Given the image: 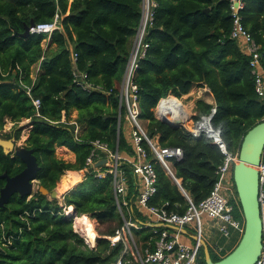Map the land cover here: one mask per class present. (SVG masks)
<instances>
[{
	"label": "trees",
	"instance_id": "obj_1",
	"mask_svg": "<svg viewBox=\"0 0 264 264\" xmlns=\"http://www.w3.org/2000/svg\"><path fill=\"white\" fill-rule=\"evenodd\" d=\"M150 1L155 10L149 26L152 30L148 28L144 38L149 46L138 61L134 81L148 136L158 138L163 147L182 148L183 157L170 159L171 175L144 141L158 174V189L148 205L168 213H184L191 201L199 204L210 194L225 155L211 138L195 137L184 126L173 127L158 119L154 109L159 101L170 94L183 97L195 86L206 85L218 105L213 126L222 129L228 149L239 153L247 132L264 119V97L256 92L249 55L239 41L231 38L229 0ZM245 2L243 22L261 46L264 65V0ZM143 3L144 0H0V137L20 139L23 128L18 124L30 120L26 146L34 149L41 166L40 185L50 191L67 171L86 167L96 139L113 149L119 146L124 158L135 159L128 122L123 119L118 129V93L143 18ZM56 15L61 30L50 36H23L26 25L51 22ZM83 72L94 88L78 84L77 73ZM37 98L41 100V115H37L33 104ZM212 106L197 99L192 125ZM64 112L66 122L62 121ZM73 112L77 114L75 118ZM70 120L81 126L78 133ZM8 122H14L15 129L4 132ZM59 147L75 153V160L58 157ZM128 160L121 164L129 201L123 206V215L141 222L140 228H133L137 246L143 242V247L154 248L156 231L162 227L148 225L152 214L136 202L143 185ZM25 166L14 153L6 154L0 147V174L7 171L13 176ZM231 178L234 181L233 172ZM5 183V178H0V191ZM235 190L237 198L232 202L236 204V216L244 221L236 185ZM70 206L74 209L67 214ZM84 214L100 224L116 225L101 231L96 244L89 245L75 227L74 216ZM123 215L116 204L113 176L98 178L92 169L63 200L40 190L30 198L15 194L0 206V264H113L119 259L123 264H140L131 239L127 249L123 242L113 244L106 237L124 226ZM243 232L220 254L211 248L213 259L218 261L231 253ZM199 252L198 264H207L203 247Z\"/></svg>",
	"mask_w": 264,
	"mask_h": 264
},
{
	"label": "built area",
	"instance_id": "obj_2",
	"mask_svg": "<svg viewBox=\"0 0 264 264\" xmlns=\"http://www.w3.org/2000/svg\"><path fill=\"white\" fill-rule=\"evenodd\" d=\"M150 1V0H149ZM151 2V1H150ZM153 6V3L151 2ZM245 0H229V8L232 18L231 38L237 40L242 45L245 52L250 57V66L255 77V88L259 96L264 97V65L262 63L261 46L256 42L252 33L246 28L243 22V10L245 8ZM152 6H149L148 13L142 18L139 26L135 42L131 51L129 64L125 72L118 97H119V131L122 120L128 122L131 137L135 149V159L130 161L124 158L119 150L101 140L96 139L92 141V149L86 160V167L84 172H90L92 169L94 175L98 178H105L109 174L113 176V187L118 209L123 215V206L129 205L126 202L127 194V177L121 170L123 160H128L133 163L134 173L140 179L143 185L142 192L137 199V203L146 207L152 214L150 222L157 223L155 227H162L157 229L156 241L154 248H146L145 250L137 246L134 241L133 228H140L133 221L124 217V226L116 230L115 235L106 236L113 244L123 242L127 249H129V239L135 247V258L140 264H198L200 259V249L202 242L200 239L195 244H187L181 239V231L171 229L170 225L184 227L186 224L196 222L199 227V234L202 233V219L206 216L211 219L218 229V231L226 238L230 237L233 230H244L245 222L236 216V204L232 202V198H237L235 183L232 180V172L235 163L239 158V153H234L228 149L227 143L223 138L221 128L213 126L212 120L218 112V105L216 101L210 100L213 106L208 114L201 115L200 119L195 125H192L193 116L187 111V104L185 102V95L183 97H176L168 95L163 97L154 109L155 116L162 120L164 118L170 121L180 120L182 126L186 127L195 137L205 135L211 138L212 142L219 146L222 153L225 155L224 161L219 165L215 183L210 191V194L199 204L190 202L188 209L184 213H168L166 209L149 206L148 201L151 196L157 192L158 174L155 164L149 159L148 150L144 145V141H148L153 152L154 157L172 174L170 165L171 158L180 159L183 157V150L180 147H163L155 143L147 134L146 122L142 116L141 99L139 97V88L134 81L135 72L138 68V61L144 57L149 46L144 38L147 30L153 19ZM62 24L59 15L51 22L39 23L31 27V33H46L50 36L54 31L61 30ZM78 54H74V61L76 63ZM87 74L77 73L78 84L86 89H92L94 86L87 82ZM209 92L210 88H206ZM30 92V91H28ZM212 93V92H211ZM205 101L209 100L207 94H202L201 98ZM33 104L37 109V115H41L39 108L41 107L40 99H33ZM124 110V114H123ZM29 120V119H27ZM30 121V120H29ZM62 121L66 122L67 117L64 112ZM71 123L76 124V133L80 130V125L75 120H70ZM31 126V125H30ZM106 159L107 162L95 167V164L100 160ZM109 166V167H108ZM106 167V168H105ZM259 172V201L264 218V149L260 164L258 165ZM77 227V221L75 222ZM81 234V230L76 228ZM85 238V236L82 234ZM98 237H101L97 233ZM89 245L92 242L86 241ZM218 253L224 249L223 246H217ZM113 264H123L122 259L117 260ZM254 264H264V245L258 260Z\"/></svg>",
	"mask_w": 264,
	"mask_h": 264
},
{
	"label": "water",
	"instance_id": "obj_3",
	"mask_svg": "<svg viewBox=\"0 0 264 264\" xmlns=\"http://www.w3.org/2000/svg\"><path fill=\"white\" fill-rule=\"evenodd\" d=\"M146 1H148L149 5V0H144L143 11ZM154 10L155 7L152 6V11ZM32 26H34V22L30 26L26 25L23 36L31 33L30 29ZM149 30H152V28L150 27ZM162 121L173 127L182 126V121L180 120L170 121L164 118ZM0 147L3 148L6 154L14 153V156L19 157L26 164L25 168L16 175L11 176L7 171L0 174V178H5L6 180L0 191V206L8 203L15 194L30 198L37 190H40L43 194L50 195L51 198H59L57 188L50 191L45 186L40 185L38 175L41 166L34 149L26 145H17L15 138L5 139L2 137H0ZM263 149L264 119L253 126L245 135L239 158L233 168L234 183L244 215L243 235L235 249L218 261L213 259V254L206 240L198 236L197 239L202 242L207 264H254L262 252L264 245V218L259 201L258 165L262 158ZM106 162V159L100 160L95 164V167H99ZM177 182L180 184L179 180ZM36 186L38 187L36 188ZM148 225L156 226L152 223H148Z\"/></svg>",
	"mask_w": 264,
	"mask_h": 264
},
{
	"label": "crops",
	"instance_id": "obj_4",
	"mask_svg": "<svg viewBox=\"0 0 264 264\" xmlns=\"http://www.w3.org/2000/svg\"><path fill=\"white\" fill-rule=\"evenodd\" d=\"M147 6V5H146ZM134 42H135V39H134ZM134 42H133V45H134ZM37 69L39 68V65H37V67H36ZM206 88H207V86L205 85V86H195L194 88H193V92H197V98L199 99V98H201V95L204 93V94H207L208 96H209V100L207 101V102H210V100L212 99V101H215V99H214V96H213V94L211 93V91L209 92L208 90H206ZM209 88V87H208ZM199 91H201V92H199ZM193 95V93H189V94H187V95H185V97L184 98H186V96H192ZM196 98V99H197ZM186 100V99H185ZM187 104V103H186ZM187 111L191 114V116H193L195 113H196V111H195V103H193V105H189V104H187ZM76 112H73V114H72V118H75L76 117ZM154 141H155V143H158L159 144V141H158V138H155V139H153ZM61 148H67V147H61ZM68 149V148H67ZM69 150V149H68ZM75 154V153H74ZM69 173H68V178H66L64 181L66 182V181H68V180H70L69 181V183H68V188L66 187V189L64 190V192H63V194H62V196L60 197V200H63L64 199V195L65 194H67V193H69L74 187H75V185L78 183V182H80V181H82L83 179L82 178H79V180H78V178H77V180H73V177H75V174H73V173H80V172H82L84 175V178H85V176H86V173L84 172V169H82V170H79V171H76V170H69L68 171ZM72 175V176H71ZM82 179V180H81ZM126 202H128L129 203V201H127V199H126ZM136 202H137V200H136ZM137 204V203H136ZM71 207V206H70ZM70 207H68L67 208V214H70V213H72V211H73V209H74V207L72 206V211L70 210ZM132 208H133V206H131ZM85 215V214H84ZM88 215V214H87ZM78 217H80V216H76V221L78 222ZM151 219H152V217H151ZM94 220H95V218H94ZM99 223V227L101 226L100 225V222L96 219L95 220V222H94V224H95V230H96V227H97V229H98V224H96V223ZM135 224H137V226H141V222H134ZM149 223H152V222H149ZM153 225H158L157 223H152ZM202 229H204L203 231H202V233H201V236H200V234H199V232L197 233V231L199 230V227H198V225H197V223L196 222H192V223H189V224H186L184 227H178V226H176V225H170V228L171 229H179L180 231H181V239H182V241L183 242H185V243H187V244H191V245H193V244H195L196 243V241L198 240L197 238H198V236H200L202 239H205L206 240V242L209 244V247H210V249L212 248L213 249V251L215 252V253H217V254H220V253H218V251H217V246L218 245H220V246H223L224 247V249H225V247L228 245V244H230L231 242H233V241H235L237 238H239V236H241V231L240 230H233V232H232V234H231V236L230 237H228V238H226V237H224L219 231H218V229L216 228V226L214 225V223H213V221L211 220V219H209L208 217H204L203 219H202ZM77 228V227H76ZM100 235V234H99ZM99 237L97 236V238L95 239V241L93 242L94 244H93V246L96 244V242H97V239H98ZM91 245H92V243H91ZM140 247H141V249H143V250H145L146 248H148V247H150V248H152L151 247V245L150 246H148V247H143V242H141L140 243ZM203 247V246H202ZM211 252H212V250H211Z\"/></svg>",
	"mask_w": 264,
	"mask_h": 264
},
{
	"label": "rangeland",
	"instance_id": "obj_5",
	"mask_svg": "<svg viewBox=\"0 0 264 264\" xmlns=\"http://www.w3.org/2000/svg\"><path fill=\"white\" fill-rule=\"evenodd\" d=\"M146 8H144V13H145V15L148 13V7L149 6H152L151 5V2L149 1V6H148V1H146ZM190 93H193V95L192 96H186V100H185V102L187 103V104H189V105H193V103H195V101L198 99L197 98V92H193V90L190 92ZM197 98V99H196ZM31 124H30V121L29 120H23L22 122H20L19 124H18V126H19V128L21 127V128H23V130H22V134H21V138L20 139H16L14 136L12 137V138H15L16 139V144L17 145H20V146H24V145H26V140H27V138H28V132H29V130H30V126ZM15 125H14V122H8L6 125H5V128H4V132H10V131H12V130H14L15 129V127H14ZM57 155H58V157H60V158H63V159H65V160H67V161H74L75 160V154L72 152V151H70V150H68L67 148H61V147H59V148H57ZM68 171L62 176V178H61V180H60V182L58 183V186L56 187L57 188V190H58V192H59V198L62 196V194H63V192H64V190L66 189V187L64 186V180L66 179L65 177H67L68 178ZM81 174V178L82 179H84V174L82 173V172H80ZM83 174V175H82ZM86 174H87V172H86ZM81 179V180H82ZM63 182V183H62ZM38 186H36V188H37ZM60 191H62V192H60ZM90 218H91V220L93 221V222H95V220H94V218L92 217V216H90V215H88ZM82 217V216H81ZM74 219H75V222H76V216H74ZM96 224H98L97 226H98V229H97V227H96V232L98 233V234H100V232L101 231H105V230H107L108 228H110V227H113V226H115L116 225V222H107V223H104V224H100L101 226L99 227V223L97 222ZM76 227V226H75ZM77 228L79 229V224L77 225ZM204 229H202V231H203ZM199 232V230L197 231V233ZM86 238V237H85ZM86 241H87V239H85ZM94 243L92 242V245H93Z\"/></svg>",
	"mask_w": 264,
	"mask_h": 264
},
{
	"label": "bare ground",
	"instance_id": "obj_6",
	"mask_svg": "<svg viewBox=\"0 0 264 264\" xmlns=\"http://www.w3.org/2000/svg\"><path fill=\"white\" fill-rule=\"evenodd\" d=\"M149 6V5H148ZM146 8V6H145ZM147 15V14H146ZM201 92V91H199ZM212 100V99H211ZM188 110V109H187ZM75 174V177H73V180H79V178H81L80 174L81 173H73ZM83 175V174H82ZM72 176V175H71ZM174 177V176H173ZM67 178V177H65ZM70 180L64 182V186L67 187L68 186V183H69ZM63 183V182H62ZM68 188V187H67ZM62 192V191H60ZM186 194V192H185ZM70 210L72 211V206L70 207ZM78 222H77V225L79 224V229L81 230L82 234L87 238L88 241L90 242H94L95 239L97 238V232L95 230V224L94 222L91 220V218L85 214V215H82V217H78Z\"/></svg>",
	"mask_w": 264,
	"mask_h": 264
}]
</instances>
